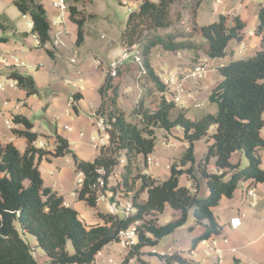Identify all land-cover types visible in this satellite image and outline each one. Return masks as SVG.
<instances>
[{
	"label": "trees",
	"instance_id": "obj_1",
	"mask_svg": "<svg viewBox=\"0 0 264 264\" xmlns=\"http://www.w3.org/2000/svg\"><path fill=\"white\" fill-rule=\"evenodd\" d=\"M83 1L64 0L68 18L77 28V46L82 44L84 37ZM176 1L140 0L137 8L128 14L120 43L125 47L135 45L140 51L142 65L160 93L159 101L153 110L138 103L127 121L124 112L116 107L120 82L111 84L107 77L98 91L104 99L107 89L111 90L112 109L106 118L108 143L97 149L92 161L78 160L68 142L60 136H55L51 151L36 148L37 135L31 131L32 123L22 117L13 118L15 123L24 126L22 130L14 129V134L25 139L27 145L20 152L12 143L0 142V264H38L24 239L27 235L33 237L37 247L45 253L47 264H93L98 252L117 242L118 233L135 222L139 223L136 226L137 242L127 251L121 264H128L132 258L141 262L142 249L154 247L183 227L189 211L195 225L204 228L191 240L189 250H192L202 239L220 235L213 209L222 197L231 198L240 182H248L250 187L264 182L261 168V152L264 151V6L260 5L257 11L255 35L259 39V49L251 57L230 61L218 68L222 79L208 96L209 103L216 106L215 113L191 120L186 109L165 100L164 88L149 59L151 50L159 48L162 52L191 51L194 54L201 51L208 59H222L230 56L227 51L230 40H242L245 23L235 16L233 26L227 28L226 19L221 16L218 22L199 28L191 19L193 33L189 37L177 32L166 33L173 24L169 9ZM12 3L23 16L29 17L31 33L37 36L40 46L45 47L49 43L50 27L43 6L35 0H13ZM8 23V19L0 16L1 30L5 31ZM161 32L166 34L161 35ZM193 34H200L205 43H194ZM2 41L4 39L0 38ZM45 51L53 56L52 50L46 48ZM8 78L14 79L27 95H38L31 77L13 71ZM174 128L182 131L187 147L181 157L170 164L167 179L156 180L137 166L138 158L144 160L154 151L156 130L168 132ZM200 139H205L207 148L196 162L194 143ZM235 153L245 157V167L242 168L238 161L231 162ZM48 155L69 156L75 170L83 172V184L76 198L94 208L101 223L82 222L74 209L63 204L61 196L44 186L38 165L42 157ZM121 160L120 176L110 190L130 200L135 207V214L126 218L100 212L96 208L97 192L93 188L97 170L103 169L108 181ZM211 161L213 171L209 169ZM195 169L206 180L208 193L205 197L197 194ZM182 175L190 181L191 188L179 184ZM141 193H145L144 199L140 198ZM166 206L179 211L180 215L160 225L158 216ZM192 229L188 228L189 231ZM68 242L72 245L71 253ZM158 257L164 264H197L177 252Z\"/></svg>",
	"mask_w": 264,
	"mask_h": 264
},
{
	"label": "crops",
	"instance_id": "obj_2",
	"mask_svg": "<svg viewBox=\"0 0 264 264\" xmlns=\"http://www.w3.org/2000/svg\"><path fill=\"white\" fill-rule=\"evenodd\" d=\"M12 1L0 0V16L5 17L9 21V26L5 31L0 29V38L4 39V41L0 42V59L14 55L24 62V67L15 68L10 62L7 65L0 63V84L5 85L9 79V73L15 71L20 75L31 77L39 93L38 95H27L18 86L13 88L6 87L4 90H0V142L4 144L12 143L18 151H24L27 145L25 139L14 134V129H24L22 124L13 121V118L18 116L32 123L31 131L37 135V139L40 134L39 129L43 130L41 132L43 134L41 141L45 143L46 151L53 149L55 136H60L68 142L69 149L78 160L92 161L96 157L98 150L93 147V143L90 141L91 137L89 138V132L92 128H95L90 115L98 110L102 111L104 101L101 102L100 106L98 90L101 86L98 88V84L100 81L99 72L102 68H95L94 60H91L90 56L92 51L97 49L109 51L108 46H110V43H103L101 40L102 35H98L95 30H87V33H85L83 28L85 33L83 42L77 46L75 44L77 28L69 20L68 13H66L64 16L66 33L62 35L63 46L53 49L48 43L45 47H41L33 39L31 30L25 27L24 17L16 9ZM232 1H226L228 2L227 8L225 4L216 3L218 5V15H223L224 10L228 12L231 5L232 12L245 23V28L242 32V39L245 42L244 54H248L247 57H251L259 49V39L255 35V30L258 24L257 11L260 5L264 6V0H240L241 2L238 6L236 5V9L232 8L234 4ZM35 2L43 6L49 22L57 15L58 12L52 7L51 0H35ZM139 2L140 0H138L137 4ZM194 18L197 23V17ZM211 22L214 21L212 20L209 23ZM4 24L5 26L7 25V23ZM249 25H252L253 28H247ZM249 30L254 32L253 36H248L247 32ZM237 45L238 41L229 42L227 51L230 52V56L222 59H208L203 55L197 57L191 51H181L182 55L180 54V57L175 56L178 61H176L173 70L191 67L197 63H206L209 66V71L203 81L188 85L196 96L195 100L189 101L186 107H181L186 109V115L189 119L196 120L202 115L215 113L216 106L209 103L208 96L210 91L222 79L218 68L227 65L230 61L238 60L235 58L236 55L234 53ZM46 48L53 51L52 57L46 53ZM80 48L87 49L80 51ZM168 54H171V52H162L157 63L151 65L156 74L161 71V68L172 64L173 60L170 59ZM71 59H74L75 63H71ZM77 63L79 65L74 70L81 73L82 82L80 89L68 83V81H71L73 84H77L76 73H69V67ZM88 65L91 66L87 67ZM83 77H86L85 81ZM70 95L75 98V103L72 107L67 105ZM205 97L207 103L211 106L210 111L203 113L199 117L195 116ZM88 100H90L89 103H87ZM80 112H82V115ZM190 115H193V117ZM7 121L10 122L9 127L6 125ZM53 122L55 123L53 124ZM65 126L68 129H65ZM212 132L213 128L210 133ZM166 133L176 140L186 143L183 140L180 129L174 128ZM163 135L165 136V134ZM262 135L264 136V131ZM167 140L158 142L154 151L150 154L151 156L153 155L152 157L157 164L146 165L145 159L138 158L137 166L142 172L160 181L163 170H167L169 173L170 164L178 159L172 152L177 142L167 145ZM37 142L38 140L34 142L36 148ZM206 148L205 139H200L194 143V158L196 162L203 157ZM243 157L241 154L235 153L231 156V162L238 161L243 164V161H245ZM261 168L264 171V151L261 152ZM209 169L211 171L214 170L213 161L210 162ZM38 170L44 186L61 196L64 205L74 209L82 222L89 225L101 223V219L94 208L71 196V192L74 189L75 166L69 156L52 157L48 155L42 157ZM121 170L122 166L120 164L114 168L112 176L108 179L109 188L114 184L115 179L119 178ZM194 175L197 179V194L205 197L208 193L206 180L200 176L196 169ZM179 184L191 188V183L185 175L179 178ZM248 190H253L254 198L247 195L246 192ZM113 193L116 196H120L118 193ZM140 198L144 199L145 193H141ZM121 199L127 198L121 197ZM96 208L100 212L105 213L103 209L97 206ZM163 214L172 216V220H174L179 217L180 212L166 206L161 215ZM213 214L220 235L227 237L229 246L237 249L236 254L225 252L221 264H264V182L253 184L251 187L248 186V182H240L231 198L222 197L220 199L218 205L213 209ZM161 215L158 216V224H160ZM234 218L240 219L239 226L236 229L230 227V221ZM192 227L193 229L189 231V235L180 241L172 239L161 249H157V245L142 249L141 262L132 258L131 264H164V260L160 259L158 255H170L173 252H177L182 258L197 264H216L215 257L212 255L205 256L198 245L189 250L191 248V240L204 231L202 226L195 225V221ZM176 244H179V246L176 247ZM117 252L121 254L120 257L117 256ZM126 253V251L119 249L116 242H113L98 252L93 264H105L108 259L122 261ZM47 261L46 255L44 259L40 260L42 264H47Z\"/></svg>",
	"mask_w": 264,
	"mask_h": 264
},
{
	"label": "rangeland",
	"instance_id": "obj_3",
	"mask_svg": "<svg viewBox=\"0 0 264 264\" xmlns=\"http://www.w3.org/2000/svg\"><path fill=\"white\" fill-rule=\"evenodd\" d=\"M152 1L155 2L156 0H152ZM226 1L227 0H177L176 3L172 4V6L169 9V16L172 19L173 24H172V28L168 30L166 33L177 32L185 37H189L193 33V30L191 29L190 26V22L191 19H194L195 21L194 17H197V23L196 22L195 23L200 28L206 26L212 20L214 22H218L220 17L224 16L226 19L225 26L227 28H231L234 24L233 20L236 16L231 10V5L229 6L228 12L227 11L225 12L224 10L223 15L221 14L218 15V5L216 3H222L223 5L225 4L227 8L228 2ZM137 2L138 0H84L83 1L82 10H83V16L85 17V24H84L85 33H87V30H93V31L95 30L98 33V35H102L101 40L103 43H110V46H108L109 51L97 49L98 51L97 50L92 51V54L90 56L91 60L93 59L102 62V69L99 72L100 81L98 84V88L104 84L105 79L107 78L106 67L108 65L109 60L115 58V54L118 52L119 48L121 47V43H120L121 33L124 30L125 23L131 9L134 10L137 8L138 5ZM232 2L234 3L232 8L236 9V5L238 6L241 1L233 0ZM23 20L25 21V27L28 28L27 24L30 22L29 17L26 16L23 18ZM247 28H253V26L249 25L247 26ZM166 33L161 32L160 34L164 35ZM191 38L194 43H198V44H201V42L205 43L202 37L200 36V34H193ZM236 41L237 40L235 39L230 40V42L232 43ZM239 42L240 41H238V43ZM86 49L80 48V51ZM179 53L182 55L181 52ZM160 54H162V51L159 50V48L151 50L149 56L151 65L157 63L158 58L161 56ZM175 55L176 53H172V52L171 54H168V56L170 57V59L173 60V62L170 66H165L164 68H161V70L167 72L175 68L176 65L175 63L176 61H178ZM194 55L199 57L202 56L203 54L201 51H198V53ZM247 55L248 54H243L242 56H235V58L245 59L248 58ZM78 65L79 64L77 63L69 67V73L70 74L76 73L74 69ZM89 66L91 65H88L87 67ZM85 79L86 77H83L84 81ZM116 81L120 82L118 89V98L116 100V107L118 110L124 112L127 121L131 119L130 113L138 105V103H141L144 106V108L149 110H153L157 106L160 93L158 92L156 86L151 82V79L148 76L147 72L145 74L141 73L139 67L137 65H134L132 61L126 62L124 66L120 69L118 77L112 79L110 83L113 84ZM192 94H193V100H195L196 96L194 94V91H192ZM110 95H111L110 89H107L104 99H102V97L99 95L100 106L102 104L101 102L104 101V107L102 113L105 116V118H107L108 112L112 109L109 99ZM89 102L90 100L87 101V103ZM210 108L211 106L207 103L206 97L203 98L202 106L197 111V113H195V116L199 117L203 113L210 111ZM214 108H212V110H214ZM80 114L82 115V112H80ZM190 116L193 117V115ZM54 123L55 122H53V124ZM42 131H43L42 129H39L40 134L37 139L38 141H41L43 139L42 137L43 134H41ZM163 134H165V136ZM100 135L103 134L99 133L95 128H92L91 131L89 132V138L95 137L96 139H98ZM155 135H156V144L162 140L165 141L166 139H168L166 141L167 145H171L172 142H177L176 143L177 145H175V147L172 149V152L178 158L181 157V155L184 153L187 145L183 141L176 140L175 138L171 137V135L167 134L165 131L162 130L156 131ZM243 159L245 161H243V164H241L242 168L247 165V161L245 157H243ZM168 174L169 173L167 170H163V174L162 176H160V179L161 180L167 179ZM163 215H161L160 224H165L173 219L172 216L165 214ZM193 225H194V219L192 217L191 212H189L186 224L183 227H181L178 231H176L173 235L167 236L166 238L160 240L156 248L161 249L165 247L172 239L176 241H180L182 240V238L184 237L186 238L189 235L188 228L192 227ZM18 232L21 235V231L19 229ZM24 239L31 247L32 254L35 255L36 259L40 261L45 258V253L40 248L37 247L36 241L33 237L27 235L24 237ZM175 246L177 247L179 246V244H176ZM67 247H68V251L71 253L72 245L70 242H68ZM117 256L120 257L121 254L120 253L118 254L117 252Z\"/></svg>",
	"mask_w": 264,
	"mask_h": 264
},
{
	"label": "built area",
	"instance_id": "obj_4",
	"mask_svg": "<svg viewBox=\"0 0 264 264\" xmlns=\"http://www.w3.org/2000/svg\"><path fill=\"white\" fill-rule=\"evenodd\" d=\"M52 7L57 10V15L51 19L49 22V43L51 48L56 49L63 46L62 35L66 33V29L64 28V16L67 13V6L64 0H51ZM133 10V9H131ZM26 17V16H23ZM28 29H32L31 21L28 23ZM248 36H253L254 32L249 30L247 32ZM33 39L37 44L40 45V42L36 35L32 34ZM236 56H242L245 53V42L241 40L237 48L235 50ZM177 57H180V53L177 52ZM128 61H132L134 65H137L140 69V72L145 74L146 70L142 65V59L140 51L137 49L135 45L131 47L122 46L119 48L118 52L115 54L114 59H110L108 65L106 67V73L109 80L115 79L119 75L120 69L124 66V64ZM11 63L15 68L24 67V62L21 61L18 57L14 55H9L0 59V63L7 65ZM71 63H75L74 59L70 60ZM95 68H102V62L98 60H94ZM209 71V66L206 63H197L192 65L191 67H186L180 70H169L167 72L161 70L157 72L158 80L160 84L164 88V98L167 102H172L174 105L178 107H186L189 101L193 100V94L191 89L189 88L190 83H198L203 81L207 73ZM77 75V84H73V82L68 81V83L72 84L75 88L80 89L81 73L76 72ZM17 86V82L14 79H8L5 85L0 84V90H4L7 88H13ZM75 103V98L73 95L68 97L67 105L68 107H72ZM198 106V105H195ZM90 118L93 121V124L96 130L103 135H100L98 139L95 137H91L90 141L93 143V147L98 149L102 146L107 145L108 143V124L107 119L103 115L102 112H95L90 115ZM6 125L9 127L10 122L7 121ZM68 129L67 126L64 127ZM37 148L45 149V143L42 141H38ZM123 161H120V165ZM146 165L157 164L154 158L151 155L146 156L145 158ZM84 174L80 170L74 171V185L75 188L71 192L72 197H77V192L81 189L83 184ZM96 189L97 197H96V206L106 214L117 218H126L135 214L136 210L133 206L132 202L127 199H121L120 196H116L109 188L108 181L105 179V172L103 169L97 170V178L96 183L93 187ZM247 195L249 197H255L253 190H248ZM64 204V203H63ZM253 205V204H252ZM240 219L234 218L230 221V227L232 229H236L239 226ZM138 222L131 224L127 229L121 230L118 233V240L116 245L122 251H129L137 242L136 236V226ZM198 246L201 249V252L205 256H214L216 264H221L223 262V257L225 252H229L232 254L237 253V249L229 246V240L224 236L217 237H208L202 239ZM170 250V249H169ZM168 250V251H169ZM36 259L35 255H33ZM38 264H42L38 259H36ZM132 259H129L128 264H131ZM105 264H121V261H115L113 259H108Z\"/></svg>",
	"mask_w": 264,
	"mask_h": 264
}]
</instances>
